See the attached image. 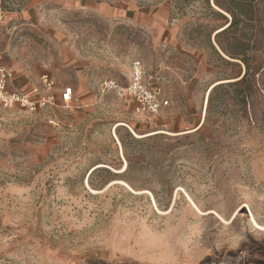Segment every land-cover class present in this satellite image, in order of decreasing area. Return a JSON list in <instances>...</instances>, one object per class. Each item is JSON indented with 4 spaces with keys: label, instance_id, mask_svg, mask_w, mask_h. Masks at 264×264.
<instances>
[{
    "label": "rangeland",
    "instance_id": "obj_1",
    "mask_svg": "<svg viewBox=\"0 0 264 264\" xmlns=\"http://www.w3.org/2000/svg\"><path fill=\"white\" fill-rule=\"evenodd\" d=\"M0 1L16 82L72 89L67 106L0 107V264H264V0L233 3L217 38L231 16L212 0H95L108 19ZM218 43L254 76L244 104L218 86L207 112L208 89L245 73ZM135 62L168 101L146 119L101 88Z\"/></svg>",
    "mask_w": 264,
    "mask_h": 264
},
{
    "label": "built area",
    "instance_id": "obj_2",
    "mask_svg": "<svg viewBox=\"0 0 264 264\" xmlns=\"http://www.w3.org/2000/svg\"><path fill=\"white\" fill-rule=\"evenodd\" d=\"M0 9V20H2ZM12 72L0 61V107L3 109L19 108L30 113L47 109L58 101L62 106H67L72 101V89L63 88L58 97L53 92L56 87L55 80L47 74L40 77L38 87L29 92L17 90L12 87ZM103 91H112L120 98L132 100L135 104L134 113L142 118L157 115L168 106V101L160 98V91L149 88L144 84L143 75L138 62L133 63L131 82L126 87H120L115 82L106 81L101 85Z\"/></svg>",
    "mask_w": 264,
    "mask_h": 264
},
{
    "label": "trees",
    "instance_id": "obj_3",
    "mask_svg": "<svg viewBox=\"0 0 264 264\" xmlns=\"http://www.w3.org/2000/svg\"><path fill=\"white\" fill-rule=\"evenodd\" d=\"M206 2H208L209 0H205ZM214 6L217 8L218 11H221L222 13H226L229 14L231 16V22L228 23L227 25H225L224 27H222L220 30L217 31V33L215 34V38H217L218 35L224 33L226 30H228L230 27H232L233 25L237 24L238 22L241 21L240 16H236L233 12V7L232 4L233 3H238L237 5H235L236 7L239 6V4H244L245 0H230V3L225 4L222 0H212ZM0 9L2 10V3L0 1ZM218 46L221 50V52L227 56L229 59L232 60H239L241 61L244 65H245V73L238 77V80L232 83H224V84H220V85H215L214 87H212V89L209 92V97L207 99V112L211 109L212 106V96L213 93L218 89V86H224V87H233V94L235 95V98L238 100L239 104H244L247 98V95L249 94V81L252 79L253 80V72L250 71V68L247 64V60L246 58L240 56L237 53H233V52H229L227 51V49H225L223 46H221L218 43ZM127 159V166H126V170H128L130 168V160L128 158ZM97 170V168H92L88 175H87V181H90V178L92 176V174Z\"/></svg>",
    "mask_w": 264,
    "mask_h": 264
},
{
    "label": "crops",
    "instance_id": "obj_4",
    "mask_svg": "<svg viewBox=\"0 0 264 264\" xmlns=\"http://www.w3.org/2000/svg\"><path fill=\"white\" fill-rule=\"evenodd\" d=\"M31 4L33 6H44V5H55V6H63V7L81 6V7H85V8H88V9L94 11V13L100 15L104 19L111 18L114 15H121V12L119 13L113 9H108L107 7H101V6L98 7L95 0H32ZM2 15H3V18H5V14H2ZM10 17H12V16H10ZM0 61H1V57H0ZM1 63H2V61H1ZM12 74H13V72H12ZM40 77L41 76H39V78L37 80L33 81L32 83H28L26 85L23 84L20 86V84H18L16 82V79L13 76L12 87L17 89V90H20V91L29 92L32 88L39 86ZM55 89H56V87H55ZM55 89L53 90L54 93H55ZM60 92H61V90H60ZM144 119H146V118H144Z\"/></svg>",
    "mask_w": 264,
    "mask_h": 264
},
{
    "label": "bare ground",
    "instance_id": "obj_5",
    "mask_svg": "<svg viewBox=\"0 0 264 264\" xmlns=\"http://www.w3.org/2000/svg\"><path fill=\"white\" fill-rule=\"evenodd\" d=\"M220 30V29H219ZM220 83H222V82H217V83H215V84H213L209 89H208V91H207V93H206V99H205V104L207 103V99H208V96H209V92H210V90L212 89V87H214L215 85H218V84H220ZM158 133H160V132H155L154 134H158Z\"/></svg>",
    "mask_w": 264,
    "mask_h": 264
},
{
    "label": "water",
    "instance_id": "obj_6",
    "mask_svg": "<svg viewBox=\"0 0 264 264\" xmlns=\"http://www.w3.org/2000/svg\"><path fill=\"white\" fill-rule=\"evenodd\" d=\"M243 75V74H242Z\"/></svg>",
    "mask_w": 264,
    "mask_h": 264
}]
</instances>
